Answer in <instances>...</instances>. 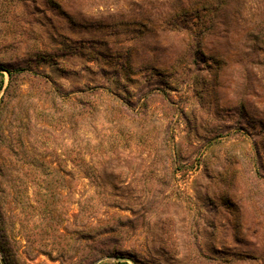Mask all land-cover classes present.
<instances>
[{"label":"rangeland","instance_id":"1","mask_svg":"<svg viewBox=\"0 0 264 264\" xmlns=\"http://www.w3.org/2000/svg\"><path fill=\"white\" fill-rule=\"evenodd\" d=\"M233 1L0 0V64L21 70L0 76L20 260L86 264L83 230L107 226L105 250L138 264H264V52L246 38L264 0Z\"/></svg>","mask_w":264,"mask_h":264},{"label":"trees","instance_id":"2","mask_svg":"<svg viewBox=\"0 0 264 264\" xmlns=\"http://www.w3.org/2000/svg\"><path fill=\"white\" fill-rule=\"evenodd\" d=\"M235 2L233 0H218V2H212L209 4H204L205 9L217 12L220 11V8H224L225 10H230L234 6ZM233 5V6H232ZM227 10V11H228ZM240 20L242 18L238 17ZM215 28L214 21L210 23L208 26V31L202 32L200 35H194L191 36L193 47L196 49L195 54L198 55L203 48L205 49V40L207 37H211L213 34L212 31ZM211 32V33H210ZM214 35V34H213ZM246 38L251 40L253 42V45H250L249 49L250 52L256 53V52H264V23H260L257 26H253L251 28L247 29ZM204 46V47H203ZM206 49L209 52L210 60L212 59H219V57L215 54L213 50H209L207 47ZM200 55V54H199ZM203 58L206 57V54L202 55ZM223 56V55H222ZM0 69H3L7 72V74L10 77V82L12 84L13 79L17 74L21 72V70H14L10 67L0 64ZM4 74L0 73V76H3ZM8 91V88L7 90ZM241 111L242 113H247L248 109L246 108L245 101H241ZM0 114H1V105H0ZM264 123H262L263 125ZM0 142H1V136H0ZM1 164V162H0ZM2 165V164H1ZM32 165V164H30ZM2 172H4L2 166L0 167V173L2 175ZM14 188V187H13ZM15 189V188H14ZM13 203L17 204V200H13ZM3 213H2V207H1V200H0V264L1 259L5 261L6 264H26L25 261L20 260L17 252L15 249H13L17 243V240L12 237V235L8 232V230H5L6 228V222L5 226L3 225ZM4 227H3V226ZM107 226H104L103 228H94V227H85V229L82 232V239L86 242L85 248L89 250V256L86 258V264H93L95 261H97L99 258L102 257H111V259L114 258H131L133 261L138 264V259L132 256H129L127 252L121 251V250H105V246L107 245L105 241L103 240V237L109 232H107ZM99 229V230H98ZM113 231V230H112ZM114 232V231H113ZM12 244V245H11ZM248 264H260V260H258L257 257H247ZM200 262V264H223L219 263V261L215 258L208 257L205 255H198L196 258L194 257H188L186 264H195V262ZM106 264H128L126 262H110ZM197 264V263H196ZM224 264H229L227 262H224Z\"/></svg>","mask_w":264,"mask_h":264},{"label":"water","instance_id":"3","mask_svg":"<svg viewBox=\"0 0 264 264\" xmlns=\"http://www.w3.org/2000/svg\"><path fill=\"white\" fill-rule=\"evenodd\" d=\"M0 72L1 73H7L5 70L3 69H0ZM108 259H111V257H108ZM118 262H128L129 259H126V258H117L116 259ZM1 264H6L5 261L3 259H1ZM95 264H98V263H95Z\"/></svg>","mask_w":264,"mask_h":264}]
</instances>
